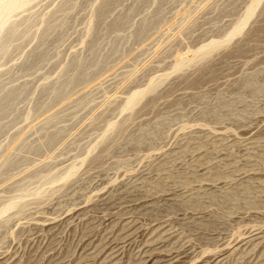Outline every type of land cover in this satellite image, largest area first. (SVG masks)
Masks as SVG:
<instances>
[{"label":"rangeland","instance_id":"1","mask_svg":"<svg viewBox=\"0 0 264 264\" xmlns=\"http://www.w3.org/2000/svg\"><path fill=\"white\" fill-rule=\"evenodd\" d=\"M105 1L35 0L15 12L35 38L17 36L0 58V103L8 91L20 94L0 120V208L32 194L25 208L0 220V264H264V90L255 95L241 84L261 69L264 87V1L243 34L207 62L172 73L129 115L122 113L128 95L170 72L175 58L224 39L254 0H118L105 7L106 19ZM44 18L57 25L47 48L39 43ZM109 20L121 29L109 34ZM121 21L129 23L122 28ZM140 26L146 32L137 36ZM261 31L256 44L236 52ZM90 59L104 60L94 66ZM75 61L89 63L82 64L88 77L55 99V86L81 69ZM213 110L216 119L208 116ZM120 121L109 136V125ZM144 129L151 137L141 143ZM36 144L38 151L26 148ZM17 156L26 161L7 167ZM74 164L80 167L68 182L48 183ZM158 181L163 185L154 188ZM237 189L231 202L209 197ZM34 190L45 193L36 198ZM192 196L201 199L183 204Z\"/></svg>","mask_w":264,"mask_h":264},{"label":"bare ground","instance_id":"2","mask_svg":"<svg viewBox=\"0 0 264 264\" xmlns=\"http://www.w3.org/2000/svg\"><path fill=\"white\" fill-rule=\"evenodd\" d=\"M33 1H35V0H0V58H3V57H5L6 55H8V53L9 52H12L13 50H11V49H13L14 48V46H13V43L15 42V39H16V37L18 36L19 37V35H20V37L19 38H17V40H20V39H22V40H24L23 38H25L26 36H28V34H30L31 32L30 31H28V32H30V33H28L27 32V30L29 29L30 30V28H31V30H32V28L33 27H30L29 25L27 26L28 27V29L27 30H25L24 29V27L26 26H24L23 27V25L25 24V23H23V25L21 24V25H19V23H17L16 21H18L19 22V20H16V21H14V16L16 15L15 14V12H20V11H22L23 10V8L24 7H26V6H29V5H31L32 4V2ZM112 1L113 2H115L116 4L119 2L118 0L117 1H114V0H106L105 2L106 3H104L105 5H103L104 6V12L102 13V11L99 9L98 11H99V14H97L96 12V16L98 17V15H99V17L100 16H102V15H100V11H101V13L102 14H105V19H106V16L108 15V13H107V15H106V12L109 10H107L106 11V9H105V7H109L110 6V4L112 3ZM159 1V0H158ZM157 1V2H158ZM262 1H264V0H254V1H252L249 5L247 4V8H245L246 9V11H245V13H244V15H243V17L240 19V20H237L238 22L236 23V25L232 28V30L225 36V31H224V33L225 34H223L225 37H224V39H222V40H220L219 38V40H216V39H214L212 42H210L209 44H207L206 43V45L204 44V46L202 45L201 47H199L197 50H195V51H193L191 54H190V56H188V57H186V58H182V56H181V58H175V59H177L175 62H174V64H173V66H172V69H170L171 71L170 72H167L166 74H164V75H162V76H160V77H157V78H153V79H151V80H149V82H148V84H147V87L145 88V89H143V90H139V91H136V92H134V93H131V95H128L129 97L126 99V101H125V103L123 102V104H124V106H123V109H122V113H124V112H127V114L128 113H132L133 111H134V109L137 107V105L145 98V97H148L149 95L151 96V94H153V93H155L156 91H157V89L161 86V84L172 74V73H176V72H181L183 69H185L187 66H189L190 64H192V63H194V62H197V61H202V60H206V62H207V60L211 57V55H213V53L215 52V51H217V50H219V49H221V48H226V46H228L229 44H230V42L232 41V39H234V38H236V36H238V35H241V34H243L244 33V31H245V28L246 27H248V23L250 22V19L253 17V15L256 13V12H258L257 11V9L260 7V5H261V3H262ZM30 3V4H29ZM29 4V5H28ZM113 4V3H112ZM235 6V5H234ZM99 7H101V6H99ZM112 7V5L110 6V8ZM27 8V7H26ZM25 8V9H26ZM29 8V7H28ZM98 8V7H97ZM20 9H22V10H20ZM102 9V8H101ZM20 10V11H19ZM110 11V10H109ZM108 11V12H109ZM243 12V11H242ZM18 14V13H17ZM53 16V15H52ZM96 16H94L96 19H98ZM129 16V15H128ZM127 16V17H128ZM242 16V15H241ZM240 16V17H241ZM103 17H104V15H103ZM103 17L101 18V20L103 19ZM109 17V16H108ZM107 17V18H108ZM127 17H124V20H126L127 19ZM47 18V17H46ZM46 18H44V20L46 19ZM49 19H50V17H48ZM254 18V17H253ZM24 19H26V18H24ZM30 20H31V17L29 18ZM55 22H56V20L54 19V18H52ZM128 19H129V17H128ZM27 20H28V18H27ZM30 20L28 21V22H30ZM52 20V21H53ZM92 20H93V17H92ZM120 20V19H119ZM123 20V19H122ZM189 20V19H188ZM31 21H33V20H31ZM35 21V20H34ZM54 21L53 22H51V21H47V19H46V21H44V26H45V28H43L44 30H42L43 32L41 33L40 31V33H41V35H39V40H40V44L42 43V47H44L43 45H46L47 44V42L49 41V39H50V37L54 34V32H55V29H57L56 28V24L54 23ZM97 21V20H96ZM99 21H100V18H99ZM97 22L98 24L100 23V22ZM103 21H105V20H103ZM103 21H101V22H103ZM118 21V20H117ZM129 21V20H128ZM149 22L150 20H144V22ZM190 21V20H189ZM236 21V20H235ZM27 22V21H26ZM91 22V21H90ZM95 22V21H94ZM93 22V23H94ZM110 22V20L109 21H107V23H109ZM112 22L114 23H111L110 22V25L109 26H111V24H113V26H115V27H109L108 28V30H109V34H111L112 32H117V30H114V29H118L120 26L119 25H115V23H117L116 21L114 22L113 20H112ZM124 23H126L125 21H123ZM261 22V21H260ZM39 23V22H38ZM41 23V22H40ZM103 23H105V22H103ZM103 23H101V25H103ZM119 23V22H118ZM122 23V21L120 22V24ZM124 23H122L121 24V26H122V28H123V25H124ZM127 23H129V22H127ZM126 23V25H128ZM32 23L30 22V25H31ZM37 24V23H36ZM58 24V23H57ZM60 24V23H59ZM98 24H96L95 23V27L96 26H98ZM106 24V23H105ZM142 24H144V23H142ZM148 23H145V25H147ZM150 24V23H149ZM187 24V23H186ZM33 25V24H32ZM31 25V26H32ZM61 25V24H60ZM106 25H108V24H106ZM151 25V24H150ZM182 25V24H181ZM92 26H94V25H92ZM99 26H100V24H99ZM105 26V25H104ZM116 26H119V27H116ZM186 25H184L183 27H182V30H185L186 29V27H185ZM232 26V25H231ZM259 26V25H258ZM26 27V28H27ZM59 27V26H58ZM95 27H94V29H95ZM141 27L142 26H140V30H141ZM92 28V27H91ZM97 28V27H96ZM187 28H190V27H188V24H187ZM22 29H24L25 31H22ZM93 29V28H92ZM94 29L93 30H91L90 32H92V31H94ZM119 29H121V27L119 28ZM147 29H148V27H147ZM229 29V28H228ZM227 29V30H228ZM96 30V29H95ZM139 30V29H138ZM139 30V31H140ZM146 30V26H143V28H142V30L140 31V32H137L136 31V35H137V33L138 34H140V36H141V34L143 35L144 34V32H146L145 31ZM187 30V29H186ZM224 30V29H223ZM119 31V30H118ZM229 31V30H228ZM227 31V32H228ZM35 32V31H34ZM33 33V32H32ZM31 33V34H32ZM94 33H95V31H94ZM94 33H92L93 35H94ZM180 33V32H179ZM223 33V32H222ZM21 34H22V37H21ZM30 34V35H31ZM113 34V33H112ZM133 34V33H132ZM263 33H262V31L261 32H255V34L251 37V39L249 40V41H246V45L245 46H241V48H239V49H237L236 50V52H245L246 50H247V48H248V46H250L251 44H256V42L258 41V39L261 37V35H262ZM33 35V34H32ZM31 35V37L32 38H35V37H33ZM132 36V35H131ZM137 36H139V35H137ZM136 36V37H137ZM220 36H221V34H220ZM37 37V36H36ZM130 37V36H129ZM135 38V37H134ZM190 38V37H189ZM250 38V37H249ZM188 40V39H187ZM248 40V39H247ZM37 41H38V39H37ZM16 43V42H15ZM115 43V42H114ZM113 43V45L114 46H111L112 44H110L109 46H111L113 49H114V47H116L115 45H118V44H114ZM243 43V42H242ZM18 44V43H17ZM39 44V45H40ZM237 45V44H236ZM12 46H13V48H12ZM17 46V45H16ZM41 46H39V47H41ZM48 46V45H47ZM47 46H45L44 48H47ZM20 47V46H19ZM121 47V46H120ZM251 47V46H250ZM195 48V47H194ZM228 48V47H227ZM238 48V47H237ZM113 49H111L110 48V50H112V52L115 54V51L113 50ZM116 49V48H115ZM181 49V48H180ZM11 50V51H10ZM40 50H43V49H40ZM35 51H37V50H35ZM34 51V52H35ZM234 51V50H233ZM232 51V52H233ZM93 52V51H92ZM40 53V51L38 50V53H36V55H32L34 58L35 57H37L38 55H40L39 54ZM43 53V52H42ZM46 53V52H45ZM188 53H189V51H188ZM187 53V54H188ZM217 53V52H216ZM38 54V55H37ZM44 54V53H43ZM47 54V53H46ZM45 54V55H46ZM93 54H94V52H93ZM93 54H92V56H93ZM183 54V53H182ZM95 55V54H94ZM41 56V55H40ZM39 56V57H40ZM44 56V55H43ZM90 56V55H89ZM39 57H37V58H39ZM46 56H44V60L46 59L45 58ZM49 57V56H48ZM95 57V56H94ZM177 57V56H176ZM184 57V56H183ZM30 58V57H29ZM29 58H28V60H29ZM40 58H42V56L40 57ZM40 58L37 60V62L39 61L40 62ZM79 58V57H78ZM82 58H84V57H81V59ZM86 58H89V57H85L84 58V60L86 59ZM91 58V57H90ZM5 59V58H4ZM43 59V58H42ZM41 59V60H42ZM77 59V58H76ZM92 59V58H91ZM91 59L89 60V61H91ZM32 62L30 63L29 62V64H31V65H28V67H30V68H32L31 66H34V61L32 60V59H30ZM29 60V61H30ZM80 60V59H79ZM101 61L100 62H102L104 59H100ZM211 60V59H210ZM73 61V60H72ZM86 61V60H85ZM38 62V63H39ZM47 62V61H46ZM87 62V61H86ZM93 64H94V66L96 65V64H98V62H99V60H98V62H97V59H94V62H93V60L91 61ZM97 62V63H96ZM99 62V64H100V66L103 64V62L102 63H100ZM209 62V61H208ZM27 63H28V61H27ZM73 63H75L74 65L76 66V63H77V61H75V62H73ZM83 63H85L84 61H78V66H76V68L77 69H79V68H83L82 67V64ZM35 64L37 65V63L35 62ZM40 64V63H39ZM71 64V63H70ZM89 63H85V66H87ZM202 64V63H201ZM74 65H70V66H74ZM208 65V64H207ZM211 65H213V64H211ZM215 65V64H214ZM92 66V64L90 63V67ZM195 66H196V64H195ZM209 66H210V64H209ZM35 67H37V66H35ZM90 67H88V68H90ZM192 67V66H191ZM72 68V67H71ZM70 67H69V69H71ZM74 68V67H73ZM71 69L72 70V72L71 73H74L73 71H74V69H76V68H74V69ZM84 68H86V67H84ZM98 68H99V66H98ZM97 68V69H98ZM145 68V67H144ZM188 68V67H187ZM32 69H34V68H32ZM32 69H30V70H32ZM80 69V70H81ZM90 69H93L92 67L90 68ZM206 69L207 68H205V71H206ZM215 69L216 68H213V67H210L209 68V70H210V74H213L214 72H215ZM80 70H78V72H80V73H76L72 78H70V80L65 84V86L64 87H62L63 85H62V83H61V87L62 88H56V86H55V89L54 88H52V89H54L53 90V92H52V96L55 98V97H60L61 95H63V93H64V91L69 87V86H71L72 84H74V83H77L78 81L80 82V81H82V80H84V78L85 77H88L87 75H88V72H86L87 70L86 69H82V71H80ZM84 70H86V71H84ZM186 70V69H185ZM208 70V69H207ZM138 71V70H137ZM259 72H257V73H253V74H251V75H253L252 77L250 76L249 78H250V80H249V78L246 80V83H241V84H244L243 85V91L245 90H247V91H252L253 92V94L255 93V95H260V93H262V91L264 90V87H263V85L260 83V79H259V76L261 75V73H263L262 72V70L260 69V70H258ZM90 72H92V71H90ZM140 72V71H139ZM68 73V72H67ZM66 73V74H67ZM135 73V72H134ZM138 73V72H137ZM137 73H135V74H133L132 75V77L130 78V81H131V79H135L136 77H137ZM91 74V73H90ZM89 74V75H90ZM140 74V73H139ZM178 74V73H177ZM206 74V73H205ZM209 74V73H208ZM209 74V75H210ZM173 75V74H172ZM183 75V74H182ZM64 76V75H63ZM69 75H67V77H68ZM72 76V75H71ZM179 76V75H178ZM171 77V76H170ZM67 79V78H66ZM65 79V80H66ZM150 79V78H149ZM64 80V79H63ZM195 80V79H194ZM243 81V80H242ZM248 81V82H247ZM66 82V81H65ZM244 82V81H243ZM59 84V83H58ZM64 84V83H63ZM146 84V83H145ZM144 84V85H145ZM48 86H50V85H48ZM58 86H60V84L58 85ZM146 86V85H145ZM16 87V86H15ZM24 87H26V86H24ZM24 87L22 88V89H24ZM47 87V86H46ZM142 87H143V85H142ZM165 87V86H164ZM19 88V87H18ZM241 88V89H242ZM2 89V88H1ZM20 89H21V86H20ZM45 90H43L42 91V93H44V92H46V88H44ZM52 89H50L51 91H52ZM15 90H17V88L15 89ZM27 90H28V88H27ZM27 90H25V93H26V91ZM47 92L50 94L51 92H49V89L47 88ZM18 91H19V89H18ZM23 90H21V92H22ZM72 91V90H71ZM18 93V92H17ZM66 93V92H65ZM64 93V94H65ZM75 93V92H74ZM5 94V93H4ZM22 95H23V93H22ZM25 95V94H24ZM24 95H23V97H24ZM45 95H48V94H44V96ZM4 96V95H3ZM6 96H8V97H6ZM19 97H20V94L18 95ZM17 95L16 96H14V94H13V96H12V93L10 94V96H9V91H8V95L6 94L4 97H6L5 99H3L2 100V102L0 103V120H1V116L3 117L4 115H7L6 114V112L9 110V111H11V109H12V107H13V105L12 104H14L15 105V99H16V97H18ZM68 96V95H67ZM198 96V95H197ZM18 97V98H19ZM48 97H50V96H48ZM53 97H52V99H53ZM149 98V97H148ZM147 98V99H148ZM197 98H199V97H197ZM257 98V97H256ZM21 99V98H20ZM51 99V100H52ZM56 99V98H55ZM17 100V99H16ZM47 100V99H46ZM48 100H50V99H48ZM224 100V99H223ZM21 101V100H20ZM54 101V100H53ZM124 101V100H123ZM195 101H196V99H195ZM199 101V100H198ZM13 102H15V103H13ZM18 102V101H17ZM47 103V101H45L44 100V104H46ZM52 102V101H51ZM224 102V101H223ZM222 101H221V103H218V104H222L223 103ZM227 101H225V103H226ZM224 103V104H225ZM41 104H43V102L41 103ZM43 104V105H44ZM223 104V105H224ZM227 104V103H226ZM179 105V104H178ZM177 105V106H178ZM223 105H221V107L223 106ZM230 105V104H229ZM229 105H227V106H229ZM12 106V107H11ZM122 106V105H121ZM219 106V105H218ZM225 106V105H224ZM226 106V107H227ZM11 107V108H10ZM39 107H41V106H39ZM39 107H36V108H39ZM220 107V109H222ZM35 108V109H36ZM14 109V108H13ZM206 109H207V107H206ZM209 109H211V108H209ZM219 109V108H218ZM33 110V109H32ZM38 110V109H37ZM120 110H121V108H120ZM205 110V109H204ZM203 110V111H204ZM212 110V109H211ZM223 110V109H222ZM209 111V110H208ZM214 111V110H213ZM221 111V110H220ZM120 112V111H119ZM223 112H224V110H223ZM30 113V112H29ZM32 113H34V112H31V114ZM211 113H212V116H213V113H214V116H216V115H219L220 113H215V111L214 112H210V114L208 113V116H210L211 115ZM202 114H203V112H202ZM201 114V115H202ZM206 113H204L203 115H205ZM216 114V115H215ZM29 115V114H28ZM129 115V114H128ZM200 115V116H201ZM221 115L223 116V114L221 113ZM213 116V117H214ZM222 116H220V117H222ZM226 116H227V114H226ZM26 117H28L27 115H26ZM129 117V116H128ZM205 116H203V118H204ZM219 117V116H218ZM202 118V119H203ZM209 118V117H208ZM215 118V117H214ZM217 118V117H216ZM215 118V119H216ZM223 118H224V116H223ZM222 118V119H223ZM163 119V118H162ZM220 119V118H219ZM218 119V120H219ZM165 120V119H164ZM118 121V120H117ZM122 121V120H121ZM120 121V124L119 123H112V124H110L109 125V129H108V132H109V136L111 135V132L113 133V132H119L120 130H121V128H122V125H121V123L123 124V122H121ZM132 122V121H131ZM109 123V122H108ZM161 123V122H160ZM159 124V123H158ZM6 126V125H5ZM5 126H3V123L1 124V126H0V130L2 129V127L4 128ZM158 126V125H157ZM148 127V126H147ZM145 128V127H144ZM149 128H152V127H149ZM154 129V128H153ZM61 130V129H60ZM103 130H105V129H103ZM140 130H141V127H140ZM149 129H144V130H142V132L140 133V131H139V135L141 134L142 135V133L145 131H147V132H149L148 131ZM150 131H153V130H151L150 129ZM58 132V131H57ZM64 132V131H63ZM55 133V132H54ZM62 133V132H61ZM60 133V134H61ZM102 133V132H101ZM150 133V132H149ZM43 134H45V132L43 133ZM47 134V133H46ZM49 135H50V133H48ZM47 134V135H48ZM59 134V135H60ZM144 135H145V133H143ZM46 135V136H47ZM58 135V136H59ZM108 135V134H107ZM137 135L138 134H136V138H137ZM147 135H148V133H147ZM46 136H43V137H46ZM149 136H150V134H149ZM148 136V137H149ZM54 137H57V136H55L54 135ZM135 137V136H134ZM141 137H143V135L141 136ZM148 137L146 138V136L145 137H143V139L145 140V138L146 139H148ZM151 137V136H150ZM46 138H50V136L49 137H46ZM52 138H53V136H52ZM58 138V137H57ZM100 138V137H99ZM132 137L130 136V139H131ZM47 139V140H48ZM56 139V138H55ZM129 139V140H130ZM141 140V143L142 142H146L147 140ZM47 140H45V142H44V144H46V141ZM102 140H104V138L102 139ZM101 140V141H102ZM150 140H152V138L150 139ZM149 140V141H150ZM42 141H44V140H42ZM41 141V142H42ZM52 140L50 139V141H49V143H47L48 145H50V144H52V143H50ZM104 141H106V139L104 140ZM132 141L133 142H135V143H132L133 145H138L137 143H139L138 141H140V140H136V139H133L132 138ZM136 141H137V143H136ZM40 142V143H41ZM48 142V141H47ZM141 143H139V144H141ZM33 144V143H32ZM43 144V145H44ZM99 144V143H98ZM97 144V145H98ZM101 144V143H100ZM99 144V145H100ZM26 145V144H25ZM37 145V147L34 145V146H30V147H28V146H26V148H30V150L31 151H38L39 150V148L40 147H38V145L39 144H36ZM40 146H42V145H40ZM95 147V146H94ZM97 147V146H96ZM108 147V146H107ZM109 149H111L110 147H108ZM107 148V154L108 153H110V151L111 150H109ZM10 149V148H9ZM27 149V150H28ZM98 149V148H97ZM100 149V148H99ZM114 149V148H113ZM92 151V150H91ZM90 153V152H89ZM30 155V154H29ZM86 155V154H85ZM17 157H19V156H17ZM20 158V157H19ZM22 158V157H21ZM18 159L17 161H15L16 160V158H15V160H14V162H11V161H13L12 159H13V157H12V159H10L9 160V162H11V163H9L8 164V162H7V164H6V166L8 167H14V166H16V165H18V164H20V163H22L23 164V161L25 160V159H23V158H25V156L22 158V159ZM107 158V157H106ZM8 159V158H7ZM53 159V158H52ZM26 161V160H25ZM81 161V160H80ZM82 161H83V159H82ZM46 163V162H45ZM49 163V162H48ZM83 163V162H82ZM86 163V162H85ZM3 165H5V164H3ZM82 165V164H81ZM20 166V165H19ZM79 167H80V165L78 164H74L72 167L70 166V168L69 169H65L66 170V172L65 173H63V174H60V176L59 177H56V178H54V177H51V176H48V183L50 182V184H51V186H53L56 182H68L70 179H72V177L73 176H75V174H76V172L79 170ZM10 168H6V169H10ZM63 172H64V170H63ZM43 173V172H42ZM46 173V172H45ZM36 174V173H35ZM41 174V173H40ZM38 173L34 176V175H31V177L32 176H34L33 178H37L38 176ZM45 175V174H44ZM58 175V174H57ZM56 175V176H57ZM47 176V175H46ZM46 176H45V178H46ZM39 178H42L41 176L39 177ZM42 179H44V177L42 178ZM175 180H178V179H175ZM37 181V180H36ZM38 182V181H37ZM45 183L47 184V182L45 181ZM177 183V182H176ZM18 184V183H17ZM45 184V185H46ZM63 184V183H62ZM44 185V184H43ZM61 185V184H60ZM155 186H154V188H160L162 185H163V182L162 181H158V182H156L155 184H154ZM16 187V186H15ZM18 187L20 188L21 187V184L20 185H18ZM18 187H17V190H18ZM43 187V186H42ZM22 188V187H21ZM50 188V187H49ZM23 190H24V188H22ZM39 189V188H38ZM48 189V188H47ZM19 191V190H18ZM20 191L22 192V190L20 189ZM35 192H36V190H34ZM46 191V190H45ZM243 193H246V194H248L250 191H249V189H244V190H241ZM29 192V191H28ZM33 192V191H32ZM240 192V190L239 189H237V190H231V191H229V192H222V195H217V196H215V194L214 195H212V194H209V197L210 198H212L213 200H216V199H219V200H221L222 201V203L223 202H226V201H228V202H231V201H229V200H231L232 199V201H233V199L235 198V197H237V194ZM19 193V192H18ZM24 193V192H23ZM45 192H43L42 190H38L35 194H33L32 196H36V198H39V197H41L43 194H44ZM53 192H51L50 194H52ZM30 194H32V193H30ZM30 194H28V195H30ZM26 195V194H25ZM21 195L20 194V196H19V194L17 195V196H19V197H17V198H15L14 200H11V201H9V200H7L8 202L7 203H4V205L0 208V220L1 219H3L5 216H8V213L11 211V210H13V209H21V208H25V205L27 204V202H26V196L27 197H29L28 195ZM210 195H212V196H210ZM53 196V195H52ZM208 196V195H207ZM249 196V195H248ZM253 196V195H252ZM198 197H200V196H198ZM43 198V197H42ZM238 198V197H237ZM250 198V197H249ZM254 198V197H253ZM200 199L201 198H197V197H195V196H192L191 198H188L187 199V201L186 200H184L183 201V204H189L190 203V205H191V203L193 204V203H198L199 201H200ZM236 200V199H235ZM249 200V199H248ZM237 201V200H236ZM235 201V202H236ZM228 202L226 203L227 205L226 206H228V205H230V204H228ZM251 202H252V200H251ZM30 203V202H29ZM236 203H238V202H236ZM234 205H232V207H233ZM238 206V205H237ZM28 207V206H27ZM231 207V206H230ZM229 207V209L231 210V208ZM236 207V206H235ZM234 208V207H233ZM22 211H23V209H22ZM21 211V212H22ZM232 211V210H231ZM18 212H20L19 210H18ZM17 212V210H16V213H18ZM10 215H11V213H10ZM9 215V216H10ZM21 215V214H20ZM5 219V218H4Z\"/></svg>","mask_w":264,"mask_h":264}]
</instances>
